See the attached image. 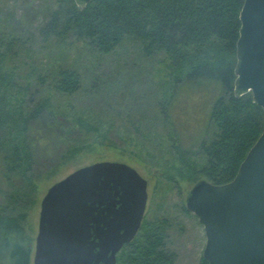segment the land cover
Wrapping results in <instances>:
<instances>
[{"label": "rangeland", "instance_id": "374dc122", "mask_svg": "<svg viewBox=\"0 0 264 264\" xmlns=\"http://www.w3.org/2000/svg\"><path fill=\"white\" fill-rule=\"evenodd\" d=\"M55 7V0H0L2 72L16 84L11 83L7 93L16 91V97L30 101L29 105L47 98L53 121L38 118L27 123L35 186L28 208L30 235L34 239L37 234L40 201L52 184L82 166L117 161L147 180L143 219L167 221V246L176 256L173 264H198L205 235L197 217L184 210L193 184L176 174L179 162L171 146L175 141L191 160L200 162L194 144L214 132L209 127L204 136L218 86L191 88L189 80L179 84L165 55H145L130 37L107 55L72 35L45 38L40 28ZM65 68L75 69L81 77V90L73 95L59 94L48 86ZM171 88L179 95L166 111V123L160 100L163 91ZM163 107L168 108L166 103ZM4 143L0 142V204L4 195L26 186L20 176L8 175ZM61 149L67 151L63 156L56 154Z\"/></svg>", "mask_w": 264, "mask_h": 264}, {"label": "trees", "instance_id": "16d2710c", "mask_svg": "<svg viewBox=\"0 0 264 264\" xmlns=\"http://www.w3.org/2000/svg\"><path fill=\"white\" fill-rule=\"evenodd\" d=\"M55 1L56 7L40 28L45 38L72 35L107 55L130 37L139 42L145 55H165L179 84L189 80L191 88L218 86V95L208 109L204 136L209 127L214 132L194 144L200 162L191 160L175 141L171 148L178 158L176 174L180 179L193 185L200 180L213 184L231 181L264 129V113L253 102L251 93L236 98L233 92L239 13L244 0H91L83 9L74 0ZM2 57L0 53L3 159L8 175L20 176L26 186L4 195V203L0 204V264H32L34 239L27 220L35 186L27 123L38 118L46 123L53 121L47 111V98L29 105L30 101L16 97V91L7 93L13 82L11 75L2 72ZM48 86L59 94L73 95L81 90V77L75 69H60ZM178 95L174 88L163 91L160 114L166 123V111ZM165 103L168 108L163 107ZM66 152L61 149L56 154L63 156ZM184 210L189 212L186 207ZM167 227L164 219H143L136 236L118 253L116 264H173L175 254L167 246ZM198 264L208 263L201 257Z\"/></svg>", "mask_w": 264, "mask_h": 264}, {"label": "water", "instance_id": "95a60500", "mask_svg": "<svg viewBox=\"0 0 264 264\" xmlns=\"http://www.w3.org/2000/svg\"><path fill=\"white\" fill-rule=\"evenodd\" d=\"M91 0H74L83 9ZM236 41L234 96L251 93L264 113V0H244ZM147 180L117 161L82 166L52 184L40 201L32 264H116L137 234ZM186 209L203 227L208 264H264V129L224 184L200 180Z\"/></svg>", "mask_w": 264, "mask_h": 264}, {"label": "flooded vegetation", "instance_id": "af4514ba", "mask_svg": "<svg viewBox=\"0 0 264 264\" xmlns=\"http://www.w3.org/2000/svg\"><path fill=\"white\" fill-rule=\"evenodd\" d=\"M203 251V250H202ZM174 253V252H173ZM175 254V253H174ZM176 257V256H175Z\"/></svg>", "mask_w": 264, "mask_h": 264}]
</instances>
